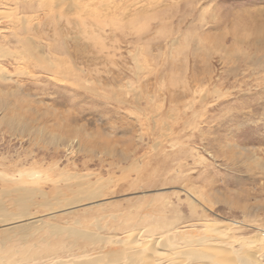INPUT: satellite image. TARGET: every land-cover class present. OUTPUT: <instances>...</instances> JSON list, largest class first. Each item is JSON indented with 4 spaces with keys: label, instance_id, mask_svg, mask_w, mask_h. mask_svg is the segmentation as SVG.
<instances>
[{
    "label": "rangeland",
    "instance_id": "374dc122",
    "mask_svg": "<svg viewBox=\"0 0 264 264\" xmlns=\"http://www.w3.org/2000/svg\"><path fill=\"white\" fill-rule=\"evenodd\" d=\"M71 1L0 0V221L28 188L48 194L35 219L90 239L0 224L3 264H195L206 239L232 264L264 255V0ZM80 181L101 197L67 207Z\"/></svg>",
    "mask_w": 264,
    "mask_h": 264
},
{
    "label": "bare ground",
    "instance_id": "6f19581e",
    "mask_svg": "<svg viewBox=\"0 0 264 264\" xmlns=\"http://www.w3.org/2000/svg\"><path fill=\"white\" fill-rule=\"evenodd\" d=\"M83 1H85V0H83ZM91 2L94 3V0H91ZM71 3L73 5H75V6H78L77 4L81 3V0H72ZM109 6H111V5H109ZM0 53H1V51H0ZM3 54L4 53H2V55ZM0 71H1V69H0ZM41 176H42L41 173L34 172V173L29 175V178L31 177L32 180H37V179L41 178ZM84 185H86V184L83 183V182L81 183V181H80V185L78 187L84 186ZM101 188H102V183L100 181L99 182H94L92 184L90 182L88 185H86V188L80 187L79 191L76 193L77 196H75L74 198L70 199L69 204L66 205V206L68 207V206H72V205H77V204H80L81 202H84V201L92 202V201L98 200L101 197L100 194H99V192L101 191ZM15 192H16V197L13 199V202L15 204H19L21 206L22 213L19 216H11V217H9L7 215L3 216L4 218L0 221V224H2L5 227L4 231H3L4 234L14 233L15 235H20L23 238L27 239V238H31V237L33 238V236L35 234H37L38 232H41V230L43 231L44 229H48V231H50V234L53 235L54 237L55 236H61V235L65 234V233H68L69 237L70 236L71 237H82V238L90 239V237H88L89 236L88 234H86L84 232H81V231H79L77 229L64 228V227H61L59 225L50 224V223L44 222L45 220L43 221V219H35V217L32 216L33 214H31L29 212V210L34 204V199L36 197L38 198V196H41V198L44 199V198H46L48 196L47 193H45V192H39L38 193L35 190H31V189H28V188H17L15 190ZM61 203H59V204H61ZM50 205H52V204H50V202L48 201L44 205V207L47 208ZM62 208H64V207H62ZM52 209L54 210V208H52ZM66 209H68V208H66ZM70 209H72V208H70ZM55 211H57V210L55 209ZM0 212H2L4 214L7 213V209H5L2 204H0ZM67 212H68V210H67ZM37 217L38 216H36V218ZM53 217L54 216H52V218ZM231 224L232 225H236L237 223L234 222V223H231ZM212 226L214 227V229L211 230L212 232L214 231L217 235H222V236L224 235L222 233L223 231L221 232V230H218L215 225H212ZM262 236H264V234H262ZM260 238L262 239V237H260ZM246 239H247V237H246ZM206 243H207V239L204 240V241L203 240H196V241L187 242L186 244H188V246H190V248L188 247V249H186L182 253V257H184L185 259L188 258L189 260L193 261V263H195V264H204V263H207V262H209L208 264H210V263L211 264L212 263H215V264H232L233 263L231 261L232 259L228 258L227 253L224 252V250L222 251V250H219V249H217L215 247L209 248V246ZM247 244H248V246L249 245L251 246L250 247L251 250L247 249L245 251H242V253L240 252L238 254V256H237L238 262L240 264H264V263H262L264 261V255H262V249L253 248L252 245L254 243H252V242H248ZM164 245H165L164 247H166V248L169 247V245H167V243H164ZM230 245H231V243H230ZM144 246H147V245H144ZM151 246H153V245H151ZM195 246H198L199 248H197ZM49 247H50V245H49ZM171 249H172V247H171ZM65 250L66 249L63 248L62 252L64 253ZM125 251L124 252H121V251H119V252L118 251L103 252V254L100 253L97 256H93V257H88L87 256L86 258H83V259H81L82 256L80 255L81 257L79 256L80 258H78V260L76 259L77 257H75V258L73 257L71 259L70 258L69 259L68 258L67 259L63 258V259H66V261H60L58 264H99V263H101L103 261L106 262L105 260H108L107 264H121V262H119V261L124 260L125 258L128 261V263L125 262L126 264H153V262H154L153 260L157 256L159 257V251L155 250L153 247L148 249V250L147 249H143V248L142 249H137V250H134V251L131 250L130 253H126ZM218 253L222 254L223 257H219L218 258L217 257L219 255ZM229 253H231V252L229 251ZM52 255H54V256L57 255L58 256L57 253H53ZM165 256L163 257V259L167 257V256L166 257ZM3 260L0 258V263L1 264H3ZM160 260H161V258H160ZM156 263H154V264H156ZM176 263H177V260H176Z\"/></svg>",
    "mask_w": 264,
    "mask_h": 264
}]
</instances>
